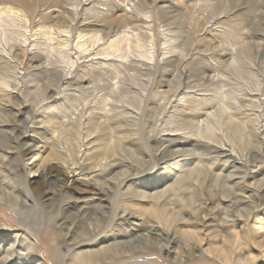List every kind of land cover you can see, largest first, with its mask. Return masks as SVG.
<instances>
[{
	"label": "rangeland",
	"instance_id": "1",
	"mask_svg": "<svg viewBox=\"0 0 264 264\" xmlns=\"http://www.w3.org/2000/svg\"><path fill=\"white\" fill-rule=\"evenodd\" d=\"M262 124L264 0H0V185L29 200L0 202V264L14 241L3 264H264ZM82 154L74 182L43 185ZM114 236L115 256L88 257Z\"/></svg>",
	"mask_w": 264,
	"mask_h": 264
},
{
	"label": "bare ground",
	"instance_id": "2",
	"mask_svg": "<svg viewBox=\"0 0 264 264\" xmlns=\"http://www.w3.org/2000/svg\"><path fill=\"white\" fill-rule=\"evenodd\" d=\"M77 45H80V43L77 42ZM112 45L115 46V43H113ZM82 46V45H81ZM116 48V47H115ZM149 57L151 58V62L150 63H145L144 65H148V66H153V67H156L157 64H160V60L159 61H156V58H155V54L154 52L151 53V56L149 55ZM80 63V57L79 56H76L74 60H71L70 62V67L68 69V71H66L65 73H63L62 75L60 74V77H58V86H61L65 80L68 79L69 75L71 74L72 72V69L75 68L78 64ZM209 81H211L214 76H209ZM47 97L45 96L43 100H45ZM10 101V100H9ZM14 105V104H13ZM20 106V105H19ZM20 111V109H18ZM37 113V109H34V110H31L30 111V115L27 116L26 118V121L24 122L25 123V127L28 129L30 127H32L33 123H34V117H35V114ZM6 117V116H5ZM4 117V119H5ZM11 117V116H10ZM8 118V117H7ZM13 119V118H12ZM8 120V119H7ZM6 120V122H8ZM262 121V120H261ZM5 122V121H4ZM13 123V122H12ZM16 124V123H15ZM208 124V123H207ZM1 127V126H0ZM264 127V124L260 125L258 128L259 130H261V128ZM264 131V130H263ZM34 132V131H33ZM262 134V132H261ZM22 135H25V134H22ZM256 135V134H255ZM264 136V135H263ZM256 137V136H255ZM14 139V146H9L8 148L9 149H17L20 153V156L21 157H24V156H27L28 154L32 153V148L28 147L25 145V143L22 141V136L20 135H17V136H13L12 137ZM259 139V138H257ZM263 139V138H262ZM260 141V140H259ZM217 143V142H216ZM264 143V142H263ZM261 144L260 147H257L258 153H260L261 155L264 156V144ZM12 144V143H11ZM218 145L220 143H217ZM206 145V144H205ZM211 145V144H209ZM221 147H214L216 149V152L217 154H226L227 151H225V146L223 144H220ZM211 150V149H209ZM231 151V150H229ZM212 153V152H210ZM216 154V153H215ZM231 156L230 158H234L233 157V152H231ZM259 155V156H261ZM0 157H5L4 153H1L0 152ZM87 160V156L86 154H82L81 156H76L74 158H72L69 162H67L66 164H63L62 166H58V169L57 168H53V167H49V168H43L41 169L42 171H40L39 169L37 170L38 172L40 171V175L42 176V182H43V185L46 186L52 179H53V176L54 175H57V177H60L59 178V181L61 183V188H65L67 186L68 183L70 182H74L76 180L75 178V175L77 174V171H79L80 174L84 173L86 167H85V164L84 162ZM237 162L239 161L236 160ZM112 165V164H111ZM26 166V165H25ZM28 168V166H26ZM102 168V167H101ZM36 171V172H37ZM74 174V175H72ZM123 175H127V174H123ZM94 179L96 178L95 176L93 177ZM244 178V177H243ZM97 185H95V187L97 188L96 191L94 192L97 196H99V198H101V193L105 194H109V191L111 190V188L114 186V185H111V183H109L108 181H104V182H96ZM262 180L257 182V183H254V186L259 190L262 189ZM29 190L31 189V185L28 184L26 185ZM226 187V185H225ZM27 191L28 194L31 195L30 191ZM120 190V189H119ZM33 192V191H32ZM44 192V191H43ZM43 192L38 188V190L36 189V191H34V193H38V195L41 197H45V195L43 194ZM166 191L163 190V191H158V192H154V194H152L151 197H154V199H156V201L158 202V206L157 208L160 209V213L162 214V216H164L167 220H177L176 218L180 217V212L179 211H174L173 209L171 208H168L166 206V204L162 205V199L164 198V193ZM46 195L48 193H45ZM49 195V194H48ZM47 195V196H48ZM96 197V196H95ZM79 199L81 197H78ZM92 200L94 199V196L91 197ZM0 202H5V203H9L11 202V206L14 210L18 211L20 209H22L23 207L27 206L29 204V200L27 199V197L23 196V195H17L16 194V191L14 190H8L5 186H1L0 185ZM35 203H38L39 201H37V199H35L34 201ZM238 202V201H237ZM97 204H101L100 202H97ZM206 208V206H205ZM196 209V206L193 207V210ZM201 212H202V209H200ZM199 211V210H198ZM100 212L102 213V217H104V211L102 209H100ZM198 214V213H197ZM211 214V213H210ZM129 216H131L133 218V215L131 213L128 214ZM202 218L205 220L206 217H207V214L206 215H201ZM167 222V221H166ZM172 225V224H171ZM98 226V225H97ZM179 226V225H178ZM176 227V226H175ZM29 228V227H28ZM170 228V227H169ZM30 229V228H29ZM165 232L168 234L169 236V230H165ZM22 235L23 233L21 232H17L15 234V236H18V235ZM135 234V233H134ZM26 236V235H24ZM136 236V239H135V242L138 241L140 244L143 245V247H146L148 246L152 240H151V237L148 236L147 234H144V233H136L135 234ZM166 236L168 239L169 237ZM118 237L114 236L112 238H109L107 240H104L103 243L100 245V247L94 252H90L92 253L91 255H89L88 257H90L91 260H103L102 257H107L108 255H112V256H115V252L118 251L120 249V247L123 245L121 242L117 241ZM16 239V238H15ZM110 240V241H109ZM34 242V241H33ZM22 243V246H23V242L21 241ZM20 243V244H21ZM19 243H16L15 241L13 242V244L10 246V249H7L5 250V254L3 256V260L1 261V263L3 264L4 261H6L9 256L12 255L14 249L16 250V248L18 247V245H20ZM25 245L27 247H30L32 248L33 250L36 249V246L34 243H31V242H25ZM99 245V244H98ZM166 248H168V244L166 245ZM23 249V248H22ZM26 250V249H25ZM95 250V249H94ZM195 250V249H194ZM193 249H189L190 251V258L194 257V251ZM92 251V250H91ZM167 252L169 254H172L173 253V250H171L170 248L167 249ZM128 258V257H127ZM39 261V260H38ZM111 261H113V259H109L108 260V263H110ZM180 263L184 262L185 259H182L180 258L178 260ZM41 263V262H40ZM43 264V263H42ZM135 264V263H134Z\"/></svg>",
	"mask_w": 264,
	"mask_h": 264
}]
</instances>
